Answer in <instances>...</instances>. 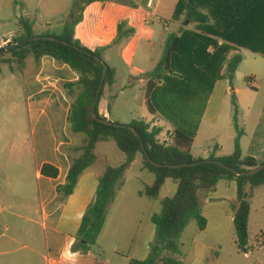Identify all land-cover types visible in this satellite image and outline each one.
Segmentation results:
<instances>
[{
  "label": "trees",
  "instance_id": "16d2710c",
  "mask_svg": "<svg viewBox=\"0 0 264 264\" xmlns=\"http://www.w3.org/2000/svg\"><path fill=\"white\" fill-rule=\"evenodd\" d=\"M171 18L176 22L188 21V24L181 26L178 32L168 33L162 55L155 66L148 72L130 77L128 83V86H133L141 79L145 81L147 111L170 124V141H160L158 135L162 129L151 126L145 120L133 119L127 125L138 132L153 162L163 165L199 162L191 166H154L146 158L139 139L127 126L111 127L93 119L91 108L101 80L103 62L96 58H101L99 50L90 51L74 38V26L79 16H72L58 34L48 29L36 34L31 19L20 16L17 19V35L6 46L21 40L24 45L30 46L27 49L17 46L0 56V63L13 64L20 71L27 57L38 63L43 56H50L59 64H67L78 75L76 81L61 83V88L70 101L67 113L69 130L83 134L85 138L81 145L62 147L70 158V168L65 183L56 187V202H62L69 196L80 175L96 162L94 148L97 142L113 141L124 156L120 165L106 166L98 177L95 197L85 210L75 235L74 251L86 253L94 247L96 249L116 186L138 153L143 167L154 175L153 182L146 185L141 194L156 198L168 178L176 182L177 189L172 197L161 201L160 211L151 217L154 238L149 244L147 257L143 260L131 259L128 264H183L180 258L181 234L191 221L200 231L205 229L207 221L202 215L200 192L213 191L220 180L236 184V203L232 205L236 248L242 253L251 248L248 246L250 200L253 190L264 185V169L250 176H238L212 162L219 160L241 172L264 164V161L242 155L240 138L243 131L237 122L238 107L234 92L231 95L236 131L233 151L215 156L219 147L214 145L211 154L204 159L194 157L191 147L215 82L226 79L231 83L234 79L243 60L239 50L245 48L264 57V0H177ZM45 36L55 37L67 44L46 39ZM33 37L38 38L28 40ZM6 46L0 47V51ZM114 76L115 70L108 65L95 106V115L104 119L98 113V103L104 88L114 83ZM41 173L55 177L58 170L44 164Z\"/></svg>",
  "mask_w": 264,
  "mask_h": 264
},
{
  "label": "crops",
  "instance_id": "0c3cea01",
  "mask_svg": "<svg viewBox=\"0 0 264 264\" xmlns=\"http://www.w3.org/2000/svg\"><path fill=\"white\" fill-rule=\"evenodd\" d=\"M24 1L20 12L11 16L15 21L16 30L6 37L0 35V39L17 35V19L20 16L31 19L36 34H41L47 29L58 34L72 16H79L74 26V38L90 51L99 50L104 61L115 70L114 83L104 88L98 103V113L106 119L111 118L108 101L116 99L124 91L123 87L115 88L117 68L110 58L112 55L106 52L119 45V54L125 60L129 83L130 77L150 71L162 55V52H159L154 56L156 58L152 59V51L148 50L145 44L147 41L153 47L152 39L161 37V31L155 27L156 24L158 23L164 31L170 26L173 27V32L180 29L177 22L171 18L177 0H154L151 7H148V0H78L77 5L76 0ZM168 33L164 35V42ZM121 35H131L123 45ZM139 57H142L141 62L136 60ZM29 58L25 59L22 75L28 110L36 202L31 208H28L29 204L25 206L24 201L15 210L6 206L0 208V264H128L131 259H145L149 244L154 238L151 217L160 211L164 198L175 194L176 182L170 178L166 179L156 198L141 194L145 186L153 182L154 175L143 167L141 155L136 154L116 186L115 195L97 238L96 249L86 253L74 251L72 245L75 235L85 210L95 197L98 177L105 167L109 166L107 156L98 157L95 153L96 162L80 175L72 193L62 202L55 201L56 187L65 183L70 168V158L62 147L81 145L85 138L83 134L71 133L69 130L67 113L70 101L61 88V83L76 81L78 75L67 64H59L50 56H43L38 63L32 57L29 61ZM144 59L148 68L141 66L145 62ZM28 61L31 63H27ZM7 65L11 71L16 68L13 64ZM218 81L220 80L215 84ZM226 84L224 83L225 87ZM135 86L144 89L145 81L141 79ZM144 105L146 112L145 97ZM211 106L212 92L191 147L194 157L205 159L214 148L198 146L196 152L192 151L202 128L209 130L221 124L229 127L227 119L221 122V109ZM131 120L133 119L130 118L129 122ZM142 120L162 129L158 139L159 136L168 134L162 140L159 139L160 141H170L172 127L167 121L151 114L149 118ZM163 123L167 124L164 130ZM258 126L259 123L250 124L248 131L241 129L243 135L240 138V146L243 156L264 161V150L251 149ZM248 134L250 137L247 143L244 141V147L243 140ZM234 137L235 133L233 140ZM103 142L108 141L97 142L94 152ZM218 147L215 156L227 155L233 151V144L226 148V152H223L222 145ZM44 164L55 167L58 170L57 175H43L41 168ZM236 197V184L230 180H220L211 192H200L202 215L207 223L205 229L200 231L196 223L191 221L183 230L180 237V258L183 264L190 260L191 264H201L209 251L221 248L226 227L232 224V205L236 203ZM217 202L224 204L219 219L216 218ZM20 206L21 209L18 210ZM211 221L216 224L215 240L212 245L204 247L199 241L200 233L210 228ZM223 222L228 225L223 226ZM215 253L214 257L218 258L219 253Z\"/></svg>",
  "mask_w": 264,
  "mask_h": 264
},
{
  "label": "rangeland",
  "instance_id": "374dc122",
  "mask_svg": "<svg viewBox=\"0 0 264 264\" xmlns=\"http://www.w3.org/2000/svg\"><path fill=\"white\" fill-rule=\"evenodd\" d=\"M0 35L6 37L16 30L15 21L11 19L12 14L20 12V6L24 0H0ZM15 11V12H14ZM177 24L181 27L187 25L188 21ZM190 26H193L190 25ZM161 31V37L152 39V47L145 42L146 48L154 59L156 54L163 52L164 35L173 32L170 26L167 30H162L158 23L155 26ZM131 36V35H130ZM128 35H121L120 40L123 45ZM117 68V84L115 88H124V91L116 99L109 100L111 113V122L120 125H127L131 119L149 118L148 111L144 110V89L138 86H128V73L125 60L119 54V45L116 48L106 52ZM239 53L244 60L239 64L234 79L230 83L225 79L218 81L212 90V108L219 107L220 118L227 119L229 127L216 126L209 130L202 128L199 139L192 151L196 152L198 146H214L216 144L223 146V152L233 144V134L236 133L233 126V108L231 95L234 92L238 107L237 121L240 129L249 130L250 124H258V132L252 140V148L264 150V58L250 50L241 48ZM102 56V55H101ZM258 57V58H254ZM104 60L103 56L101 57ZM140 58V59H139ZM136 58L141 62V58ZM31 61V57L28 59ZM27 63H31V62ZM142 68H148V63L144 59ZM22 71L14 68L10 70L7 64L0 63V208L15 210L23 201L28 208L36 202V190L33 163L31 158L30 129L28 121L27 103L24 94ZM25 73V72H24ZM226 84V87L224 86ZM255 87H253V86ZM232 88V89H231ZM167 124L163 123V130ZM168 134L159 136L162 140ZM248 134L243 140L248 141ZM202 140H204L202 142ZM250 149V150H251ZM95 153L98 157L106 155L109 166H118L124 156L116 147L113 141L103 142L97 146ZM29 202V203H26ZM216 218L219 219L221 211L224 210V204L217 202ZM13 205V207H12ZM21 209V206L18 210ZM1 213V212H0ZM194 223V222H193ZM215 222L211 221V226L206 231L200 233L199 241L203 246L212 245L215 238ZM228 225L223 222V226ZM225 238H223L221 248L208 252L201 264H264V185H260L253 190L250 200V212L248 218V246L251 247L247 253L239 252L236 248V236L233 223L226 227ZM95 249V247L93 248ZM215 251L219 253L218 258ZM185 264H191L187 262Z\"/></svg>",
  "mask_w": 264,
  "mask_h": 264
},
{
  "label": "water",
  "instance_id": "95a60500",
  "mask_svg": "<svg viewBox=\"0 0 264 264\" xmlns=\"http://www.w3.org/2000/svg\"><path fill=\"white\" fill-rule=\"evenodd\" d=\"M36 38H38V37H33L31 39H28V40L30 41V40H33V39H36ZM45 38L46 39H49V40H56V41H59V42H61L63 44H67L65 41L59 40V39H57L55 37L45 36ZM23 43H24V41L21 40V41L14 42V43L6 46L3 50L0 51V56L6 54L10 49L15 48L17 46L21 47L22 49H27L30 46V44L24 45ZM96 58L98 60H100V61L103 62V71H102V76H101L100 83L98 85V88H97V91H96V94H95V97H94L93 105H92V108H91V112H92L93 119L95 121L99 122V123H103V124L108 125V126H111V127H124V126H127L135 134V136L139 139L141 148H142V150H143L146 158L154 166H157V167L166 166V167H170V168H179V167L191 166V165H195V164L199 163V162H194V163L187 164V165H185V164H179V165H169V164H166V165H163V164L155 163V162H153L149 158L148 153L146 152V150L144 148V145L141 142V139H140V136H139L138 132L132 126H129V125H120V124H117V123H113V122H111L108 119H104V118H101V117H98V116L95 115V106L97 104V101H98V98H99V94H100V91L102 89L103 82H104V79H105V76H106L107 67H108V65L101 58H99V57H96ZM207 161H210V160H207ZM212 162L217 163L221 167H223V168L231 171L232 173H234V174H236L238 176H250V175H253V174L257 173L258 171L264 169V164H261V165L255 167V168H251V169H249L247 171L241 172V171H237V170H235V169H233V168H231L229 166H226L225 164H223L219 160H215V161H212Z\"/></svg>",
  "mask_w": 264,
  "mask_h": 264
},
{
  "label": "built area",
  "instance_id": "2783aa9c",
  "mask_svg": "<svg viewBox=\"0 0 264 264\" xmlns=\"http://www.w3.org/2000/svg\"><path fill=\"white\" fill-rule=\"evenodd\" d=\"M153 2H154V0H148V7H151ZM11 39H12V36L9 38H1L0 39V47L6 46L8 43L11 42Z\"/></svg>",
  "mask_w": 264,
  "mask_h": 264
}]
</instances>
